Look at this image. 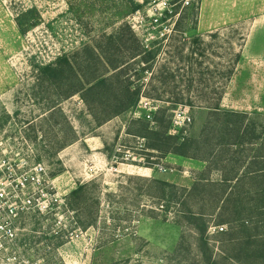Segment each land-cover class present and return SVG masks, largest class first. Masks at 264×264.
<instances>
[{
    "label": "rangeland",
    "instance_id": "374dc122",
    "mask_svg": "<svg viewBox=\"0 0 264 264\" xmlns=\"http://www.w3.org/2000/svg\"><path fill=\"white\" fill-rule=\"evenodd\" d=\"M138 46L151 50L150 69L127 76L141 98L169 109L172 134L198 138L212 127L216 117L201 105L213 89L223 90L221 107L247 112L254 127L246 153L262 152L264 0H0V170L8 163L42 166L45 186L58 199L49 214H22L0 264H205L184 209H162L160 191L149 182L190 187L205 163L146 150L133 134L147 114L139 103L98 124L79 95L62 99L36 80L37 68L60 55L82 62L91 47L102 64L130 62ZM82 71L88 76L84 65ZM88 99L99 101L92 93ZM184 111L190 121L172 127ZM215 224L212 218L206 236L218 254Z\"/></svg>",
    "mask_w": 264,
    "mask_h": 264
},
{
    "label": "trees",
    "instance_id": "16d2710c",
    "mask_svg": "<svg viewBox=\"0 0 264 264\" xmlns=\"http://www.w3.org/2000/svg\"><path fill=\"white\" fill-rule=\"evenodd\" d=\"M139 7L135 6V9ZM138 47L132 51L130 62L116 60L102 64L95 48L91 47L90 57L82 62L63 54L39 66L36 80L38 84L51 87L62 99L79 95L93 119L102 124L119 114L134 110L139 103L141 88L135 86L127 74L133 70L138 75L150 69L146 63L151 50ZM138 58H141V65L137 63ZM238 59L239 55L235 61ZM82 65L88 76L82 71ZM99 66L103 70L100 71ZM233 66L229 63L226 79L232 76ZM121 77L126 79L123 78V81ZM168 78L166 75L163 82ZM91 93L99 101H90L88 96ZM163 94L164 90L157 97ZM222 97L223 90L213 89V95L206 98V104L201 105L210 111L211 117H216V123L212 127L205 126L198 138L170 133L171 114L167 108H158L152 114L151 121L144 116L136 120L140 126L133 134L145 141L144 148L152 151L150 153L156 152L162 156L173 154L205 163V169L199 177L194 178L190 187L178 186L161 178L149 180L160 191L157 198L163 202L160 205L162 209L167 210L175 204L184 209L183 218L195 231L198 252L205 264H264V140L258 143L262 152L255 155L246 153V146L251 143L248 141L252 140L247 136L254 130L253 126L250 129L251 123L247 120L249 114L222 108ZM171 103L178 104L176 99ZM187 104L194 106L192 100H187ZM151 123H155V126L151 127ZM211 130L214 143L208 139ZM226 135H232L233 140L228 142ZM195 150L202 154L197 155ZM227 154L232 155L228 160ZM214 158L218 159L213 161ZM212 167L220 174L219 179L211 178L215 171ZM81 189L80 185L70 193L76 195ZM196 198L198 206L193 209L191 203ZM212 218L216 221L214 227H223L222 231L212 232L220 242L218 254L214 253L206 236Z\"/></svg>",
    "mask_w": 264,
    "mask_h": 264
},
{
    "label": "built area",
    "instance_id": "2783aa9c",
    "mask_svg": "<svg viewBox=\"0 0 264 264\" xmlns=\"http://www.w3.org/2000/svg\"><path fill=\"white\" fill-rule=\"evenodd\" d=\"M140 105L147 109L144 115L148 121L152 120V114L157 107L147 98H141ZM190 121L186 112H181L173 120L172 127L179 124L180 127ZM174 130H170V133ZM129 159V158H128ZM127 159V160H128ZM27 163V162H26ZM22 168L15 169L12 164L2 166L3 175L0 176V250H7L8 245L15 238V222L21 220L23 213L49 214L57 207L58 199L52 198L49 186L44 183L43 168L40 165L29 166L21 163ZM158 170L167 172V168L158 165ZM222 231L223 227H214V231Z\"/></svg>",
    "mask_w": 264,
    "mask_h": 264
},
{
    "label": "crops",
    "instance_id": "0c3cea01",
    "mask_svg": "<svg viewBox=\"0 0 264 264\" xmlns=\"http://www.w3.org/2000/svg\"><path fill=\"white\" fill-rule=\"evenodd\" d=\"M138 169H139L140 171H141V170H143V171H144V170H145V171H148V170H149V169H147V168L144 169V168H140V167H138ZM144 175H147V174H144Z\"/></svg>",
    "mask_w": 264,
    "mask_h": 264
}]
</instances>
